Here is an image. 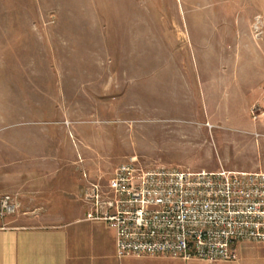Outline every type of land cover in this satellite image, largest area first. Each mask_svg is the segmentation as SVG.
<instances>
[{"label": "rangeland", "instance_id": "rangeland-1", "mask_svg": "<svg viewBox=\"0 0 264 264\" xmlns=\"http://www.w3.org/2000/svg\"><path fill=\"white\" fill-rule=\"evenodd\" d=\"M123 162L264 171V0H0V198L21 205L0 225L77 221L74 264L112 252L75 192ZM236 253L137 264H264V242Z\"/></svg>", "mask_w": 264, "mask_h": 264}, {"label": "built area", "instance_id": "built-area-1", "mask_svg": "<svg viewBox=\"0 0 264 264\" xmlns=\"http://www.w3.org/2000/svg\"><path fill=\"white\" fill-rule=\"evenodd\" d=\"M79 196L84 220L114 232L118 258L166 256L209 263L234 261L236 244L264 242V171H189L118 165L107 181L85 171ZM0 198V217L20 208Z\"/></svg>", "mask_w": 264, "mask_h": 264}, {"label": "crops", "instance_id": "crops-1", "mask_svg": "<svg viewBox=\"0 0 264 264\" xmlns=\"http://www.w3.org/2000/svg\"><path fill=\"white\" fill-rule=\"evenodd\" d=\"M82 182V177H79L75 197L80 205L86 207L79 196V187ZM83 221L86 220L83 219ZM75 222L77 221H72L69 224L57 222L50 226L32 227L0 225V264H74L77 256L74 255L73 246L77 242V238L74 235L71 238L69 233L70 231H76V229L71 230L70 227ZM110 250L112 251L110 253H99L91 257L87 255L86 264H137L146 258L157 257L131 256L118 258L115 254L113 230Z\"/></svg>", "mask_w": 264, "mask_h": 264}]
</instances>
